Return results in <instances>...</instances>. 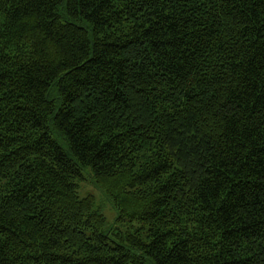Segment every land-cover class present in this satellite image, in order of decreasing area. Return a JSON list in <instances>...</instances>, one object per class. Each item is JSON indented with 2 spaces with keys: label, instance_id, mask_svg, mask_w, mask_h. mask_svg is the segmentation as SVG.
<instances>
[{
  "label": "trees",
  "instance_id": "obj_1",
  "mask_svg": "<svg viewBox=\"0 0 264 264\" xmlns=\"http://www.w3.org/2000/svg\"><path fill=\"white\" fill-rule=\"evenodd\" d=\"M0 264H264V0H0Z\"/></svg>",
  "mask_w": 264,
  "mask_h": 264
},
{
  "label": "rangeland",
  "instance_id": "obj_2",
  "mask_svg": "<svg viewBox=\"0 0 264 264\" xmlns=\"http://www.w3.org/2000/svg\"><path fill=\"white\" fill-rule=\"evenodd\" d=\"M79 193L81 198H85L89 195L96 198L97 205L102 214L105 216L107 226L109 228L118 227L119 229L125 231L132 225L134 227L138 226V223H130L127 218H125L124 221L119 220V211L115 209L108 197L97 186H95L91 180H86L81 184Z\"/></svg>",
  "mask_w": 264,
  "mask_h": 264
}]
</instances>
